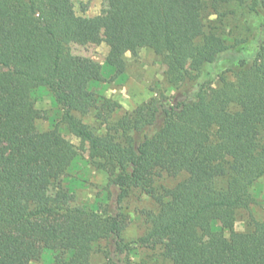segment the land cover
<instances>
[{
  "label": "trees",
  "instance_id": "obj_1",
  "mask_svg": "<svg viewBox=\"0 0 264 264\" xmlns=\"http://www.w3.org/2000/svg\"><path fill=\"white\" fill-rule=\"evenodd\" d=\"M103 1L121 15L104 37L106 68L122 75L125 54L150 49L163 58L174 95L111 119L113 105L91 88L102 67L69 52L100 36L97 20L77 16L71 0H0V264H30L43 252L61 264H91L100 243L109 264H126L132 245L157 244L170 264H264V219L234 230L237 211L253 202L250 187L264 177V30L253 42L205 27L224 6L264 16V0ZM37 87L108 173L114 212L71 205L60 134L39 132L21 104V93ZM99 102L107 114H97L105 124L98 134L75 114ZM161 173L179 180L158 192ZM134 189L158 208L145 234L126 243L121 204Z\"/></svg>",
  "mask_w": 264,
  "mask_h": 264
},
{
  "label": "rangeland",
  "instance_id": "obj_2",
  "mask_svg": "<svg viewBox=\"0 0 264 264\" xmlns=\"http://www.w3.org/2000/svg\"><path fill=\"white\" fill-rule=\"evenodd\" d=\"M77 16L85 19H96L101 26L100 36L86 46L70 45L69 52L86 58L102 67L101 80L91 86L98 97L107 99L113 105L111 119L130 114L138 107L158 97H171L175 89L166 79V66L163 58L155 55L150 49H140L136 54L124 55L125 71L116 75L105 66L109 48L104 37L111 28L119 26L120 6L103 0H71ZM224 16H209L205 20L207 29L217 27L218 31L227 36L249 37L255 42L264 30V16L248 11L246 6H227L221 8ZM231 13V14H230ZM227 42L230 39L227 38ZM196 58L189 61L194 68ZM21 104L26 112L33 117L36 129L47 132L57 129L65 147V156L69 159V167L63 178V184L73 196L71 205L86 207L100 212L112 211L116 208V191L109 188V175L89 158L88 144L74 136L63 122L64 110L59 106L52 94L44 87L21 93ZM101 102H99V105ZM99 112L107 114L101 107L88 115L75 114L83 124L93 132L102 133L105 124L97 117ZM178 178L169 177L164 173L156 177L155 187L158 192L173 187ZM253 200L249 209L237 211L234 230L244 232L249 229L252 221L264 219V177L255 182L249 189ZM125 212V228L122 233L124 242L131 243L142 237L148 227L147 215L156 212L157 202L150 196L132 190L123 202ZM221 224L217 218V225ZM228 236V233H226ZM128 264H170L164 258L162 245L130 246ZM91 264H109L104 252V244L93 247ZM126 263V264H127ZM30 264H61L55 260L51 252H43L39 260Z\"/></svg>",
  "mask_w": 264,
  "mask_h": 264
}]
</instances>
